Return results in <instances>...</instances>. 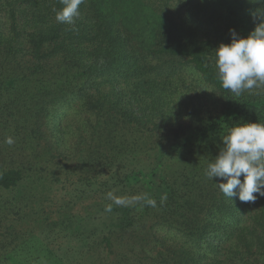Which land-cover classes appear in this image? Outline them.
Wrapping results in <instances>:
<instances>
[{"label":"trees","instance_id":"1","mask_svg":"<svg viewBox=\"0 0 264 264\" xmlns=\"http://www.w3.org/2000/svg\"><path fill=\"white\" fill-rule=\"evenodd\" d=\"M62 7L0 0V264H264V197L205 175L229 128L264 123V88L236 96L215 64L261 5Z\"/></svg>","mask_w":264,"mask_h":264},{"label":"clouds","instance_id":"2","mask_svg":"<svg viewBox=\"0 0 264 264\" xmlns=\"http://www.w3.org/2000/svg\"><path fill=\"white\" fill-rule=\"evenodd\" d=\"M251 2L261 5L254 14L260 22L247 36L231 29V42H222L215 49L221 86L236 96L246 90L264 88V0ZM61 3L62 8L54 9L56 21L73 24L84 0H61ZM222 141L219 154L207 165L206 178L212 181L220 178L216 185L223 195L231 199L238 196L243 203H254L257 194L264 197V123L237 122ZM8 143H12L11 139ZM115 203L123 201L117 199ZM149 203L155 206V201Z\"/></svg>","mask_w":264,"mask_h":264},{"label":"rangeland","instance_id":"3","mask_svg":"<svg viewBox=\"0 0 264 264\" xmlns=\"http://www.w3.org/2000/svg\"><path fill=\"white\" fill-rule=\"evenodd\" d=\"M178 76H183V74L182 75H178ZM185 76H186V74H185ZM190 78H193V77H189L188 75H187V82H189V80H190ZM196 80H197V78H195ZM181 83V82H180ZM179 91H181V92H183V94H191V91L189 90V89H185V82H184V84H181L179 87ZM178 95V94H177ZM33 248V247H32ZM37 245H36V243H35V246H34V251L37 253ZM37 254H39V253H37ZM33 257V256H32ZM11 264L13 263L14 264V262L12 261V262H10ZM15 264H18V263H15ZM29 264H41V262L39 261V260H36V259H32V260H30V263Z\"/></svg>","mask_w":264,"mask_h":264}]
</instances>
